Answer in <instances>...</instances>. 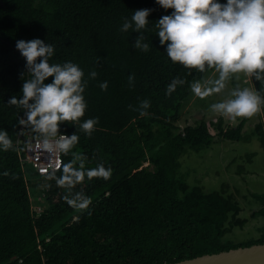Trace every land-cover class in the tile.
<instances>
[{"label": "trees", "instance_id": "16d2710c", "mask_svg": "<svg viewBox=\"0 0 264 264\" xmlns=\"http://www.w3.org/2000/svg\"><path fill=\"white\" fill-rule=\"evenodd\" d=\"M145 8L152 10L144 30L147 51L135 47L140 33L119 31L124 18ZM171 12L156 0H0V128L13 143L0 151V173L9 172L0 175V264H170L264 243V231L244 242L226 238L246 223L238 217L237 201L223 191L190 187L179 173L182 155L207 150L215 139L247 141L244 128L251 117L227 129L222 118L176 127L192 95L191 84L211 69H188L167 57L155 23ZM34 38L54 45L50 63L71 61L83 69L87 108L81 120H99L91 136L69 122L59 129L79 136L63 153L62 166L71 161L78 167L83 160L86 169L98 163L112 169L108 180L85 178L76 186L91 198L86 209L69 206L65 189L49 174L33 170L41 178L36 185L41 211L31 209L29 183L15 146L26 109L8 100L21 95L28 79L16 41ZM176 77L185 83L166 96ZM104 81L106 91L99 87ZM250 82L264 96V83L253 77ZM145 99L150 107L140 115ZM254 116L251 136L264 151V106ZM29 130L38 138L31 125ZM253 198L264 204V196ZM253 216H264V207Z\"/></svg>", "mask_w": 264, "mask_h": 264}, {"label": "clouds", "instance_id": "9594fccd", "mask_svg": "<svg viewBox=\"0 0 264 264\" xmlns=\"http://www.w3.org/2000/svg\"><path fill=\"white\" fill-rule=\"evenodd\" d=\"M156 3L165 10L172 9L155 23V34L160 45L165 46L170 61L200 72L206 67L214 68L218 73L210 82L194 81L191 91L195 96L205 98L221 93L227 81L239 79L237 74L264 83V0H226L224 3L220 0H156ZM151 11L147 8L132 11L131 17L124 18L119 29L123 33H140L135 47L144 51L149 49V44L144 42V30ZM15 47L25 60L28 79L23 80L21 95L12 96L8 104L26 109V119H21L20 124L31 125L44 149L67 154L78 143L79 136L61 133L60 125L64 122L78 124L81 132L91 136L99 122L96 117L81 120L87 108L84 71L71 61L50 63L54 45L39 38L17 40ZM90 75L95 78L97 73L92 71ZM49 77L51 83H45ZM184 83L182 78H174L165 95L171 96L177 86ZM99 87L106 91L107 81ZM262 106L264 96L259 91L236 87L228 97L210 107L213 112L236 119L252 117ZM149 107V100L141 101L140 115H146L145 110ZM12 147L7 130L0 128V151ZM0 175L8 176L9 172ZM111 175V167L98 163L96 167L86 169L81 160L78 167L71 161L63 164L60 176L53 171L47 178H54L56 185L65 189L63 198L69 206L86 209L91 198L83 191H76V186L85 178L108 180Z\"/></svg>", "mask_w": 264, "mask_h": 264}, {"label": "rangeland", "instance_id": "374dc122", "mask_svg": "<svg viewBox=\"0 0 264 264\" xmlns=\"http://www.w3.org/2000/svg\"><path fill=\"white\" fill-rule=\"evenodd\" d=\"M210 69L211 72L201 81L202 84L212 81L218 75L214 68ZM237 75L239 79L227 81L225 89L219 94L199 98L192 92L176 127L182 130L185 126H193L198 120L215 122L219 118L223 119L225 129L236 127L245 117L231 119L213 112L210 106L228 97L236 87L252 89L250 76ZM256 123L254 115L246 123L244 131L249 137L247 141L215 139L209 149L199 153L188 152L179 158V173L190 187L199 186L205 192L223 191L237 201L241 208L238 217L246 223L243 227H234L226 236L235 242L257 239L264 231V216H253V213L264 207L262 202L253 198V195L264 196V151L257 138L251 136ZM24 174L31 196L38 198L40 191L36 185L41 178L27 165L24 167Z\"/></svg>", "mask_w": 264, "mask_h": 264}, {"label": "built area", "instance_id": "2783aa9c", "mask_svg": "<svg viewBox=\"0 0 264 264\" xmlns=\"http://www.w3.org/2000/svg\"><path fill=\"white\" fill-rule=\"evenodd\" d=\"M15 146L23 169L27 165L40 176H45L61 169L63 153L44 149L39 139L31 135L28 124H20ZM30 202H32V212L39 213L41 206L38 202H41V198L30 196Z\"/></svg>", "mask_w": 264, "mask_h": 264}, {"label": "water", "instance_id": "95a60500", "mask_svg": "<svg viewBox=\"0 0 264 264\" xmlns=\"http://www.w3.org/2000/svg\"><path fill=\"white\" fill-rule=\"evenodd\" d=\"M170 264H264V243L202 255Z\"/></svg>", "mask_w": 264, "mask_h": 264}]
</instances>
